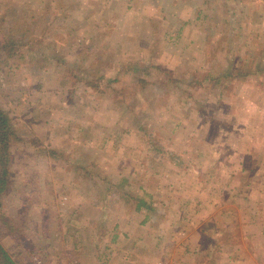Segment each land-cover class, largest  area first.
Segmentation results:
<instances>
[{"label":"rangeland","instance_id":"obj_1","mask_svg":"<svg viewBox=\"0 0 264 264\" xmlns=\"http://www.w3.org/2000/svg\"><path fill=\"white\" fill-rule=\"evenodd\" d=\"M0 108L16 129L0 244L16 264H109L133 251L129 236L110 240L142 219L140 200L152 222L176 227L151 230L160 250L129 255L264 264V0H0ZM240 134L255 143L243 157L246 226L216 233L214 191L189 165L211 171L212 148L237 167ZM181 204L195 223L187 231ZM231 207L246 203L218 215ZM85 251L94 263L73 259Z\"/></svg>","mask_w":264,"mask_h":264},{"label":"crops","instance_id":"obj_2","mask_svg":"<svg viewBox=\"0 0 264 264\" xmlns=\"http://www.w3.org/2000/svg\"><path fill=\"white\" fill-rule=\"evenodd\" d=\"M242 136V137H241ZM233 143H229L230 146L232 147L235 155L236 152L241 150L242 153V157L241 159H238L237 161V167L233 164L234 160H231L230 162L226 163L223 162V159L225 161V158L221 157L218 152V150H213L212 148H210L208 150V156L211 160V165H210V169L211 171L208 172H202V168L200 167V165L196 164H191L189 165V168L191 169V171L194 174V180H202L204 182V186H206V188L211 189V191H214V223L217 224L216 219L219 218V216L223 217V224H222V228L220 230H216V233H226L227 235H229V232H231L234 228H236V226L238 225L240 227V225L242 226H246V224H242L243 220H241L242 218H244L246 216V214L244 212H247V210L249 209V203L251 201V194H249L248 189L251 188V180L250 177H245V175H250L246 169H245V161H243V157L247 160L249 157H252V150H253V141L250 140V137H248L246 134H240L238 136V140L236 141H232ZM255 144V143H254ZM241 146H243V149H241ZM214 159V161H212ZM234 159V158H232ZM244 159V160H245ZM214 162V172L212 171V163ZM183 164V162H181ZM181 163L179 166H181ZM220 163H223L224 165L220 167ZM198 168V169H196ZM264 168V166H263ZM188 169V168H187ZM187 169H185L184 171H186ZM196 169V170H195ZM195 170V171H193ZM177 172V171H176ZM190 172V171H189ZM241 172V174L239 173ZM247 172V173H246ZM185 174V172H181L179 173V178L181 181V186L182 188L185 187L186 183L184 182L183 179V175ZM238 175H242L243 179L245 178L243 185H242V189H236L234 191L233 185L235 183V180L238 178L236 176ZM225 178H223V177ZM262 177H260L261 179ZM259 179V180H260ZM183 181V182H182ZM233 184V185H231ZM195 185V184H194ZM198 186V184H197ZM211 186H213V188H211ZM202 187V186H201ZM223 195V196H222ZM233 202V201H242L244 203H246V209H243V211L241 212L238 208H228L225 210H220V214L218 215L217 213V208H219V206L222 203H229V202ZM137 206V205H136ZM185 205H182L178 207V214H177V221L178 223L181 222L183 225L187 226V228L183 227L182 229L186 230L189 228H194L195 227V223H193V218H191V216L188 217L185 216V214H187L186 210L184 209ZM145 210V211H144ZM151 206L149 205V203L146 205V207H141L139 210H136V207L134 209V214L135 215H139V214H143V212H145V214H143L142 219H140L138 221V223L135 225V223H133V219H129V220H125L126 223L130 224V229L129 230H123L121 227V234L120 232H118L117 234H114L110 240V242L114 243V241L117 240V244L118 241H121V238H126L127 236L130 237V242H129V247L130 249L133 248V252H138L143 250V252L148 255L150 250H154V249H159L160 247L158 246V244H152L150 243V239L151 237H149V235L152 234V231L155 230L156 227H158V230L160 231L159 233H161L160 235L164 236V233L168 231L167 228L172 229L173 227H176V222L174 221L171 225H169L166 228H162L165 227L164 224L159 226V223H154L152 222L151 218H150V214L149 211H151ZM197 210H194V214L196 213ZM251 221L254 222L255 215L252 214L250 215ZM259 217V216H258ZM258 221V223H257ZM257 221H255V223H257L259 229H260V234H264V223H262V221L260 219H258ZM226 222V224H225ZM252 222L248 221L249 226L252 224ZM118 223L120 224V222L118 221ZM260 224V226H259ZM120 228L119 226L115 225L112 230H116ZM161 228V229H159ZM77 230V228H76ZM152 230V231H151ZM183 230V231H184ZM196 230L200 233H205L206 231L204 229H197ZM244 230V229H243ZM52 231H58L56 228H52ZM222 231V232H221ZM241 231V230H240ZM129 232V233H128ZM229 237V236H228ZM227 237V238H228ZM160 241V240H159ZM63 242L62 245V249H65L67 251H70L68 249H70V247H68L70 244L69 242ZM46 245V244H44ZM164 247V246H162ZM240 247V246H239ZM232 249L236 250V248H238V246L236 247L233 246L231 247ZM136 249V250H135ZM79 251V250H78ZM76 251V252H78ZM163 251V248L162 250ZM71 252V251H70ZM76 252H72L73 256H75L73 259L80 258V262L85 263V262H92L95 260H92V255H90L92 258H89V256L87 255L86 251L77 255ZM129 252H124L121 253L120 255H116L114 258L108 260L109 264H112L113 262H116L117 264H148L149 261L145 260L144 258H139V253L135 256V255H129ZM62 256V255H61ZM108 257H106L107 259ZM148 258V257H147ZM59 260V259H58ZM100 259H98L99 261ZM131 260V261H130ZM97 261V263H98ZM96 263V264H97ZM56 264H62L61 261H57Z\"/></svg>","mask_w":264,"mask_h":264},{"label":"trees","instance_id":"obj_3","mask_svg":"<svg viewBox=\"0 0 264 264\" xmlns=\"http://www.w3.org/2000/svg\"><path fill=\"white\" fill-rule=\"evenodd\" d=\"M230 75H227L229 77ZM16 139V129L9 117V114L0 108V197L9 186V164L11 156L9 146ZM18 140V138H17ZM51 155L54 152L51 151ZM146 203L140 200L136 210L146 207ZM0 264H16L9 253L0 244Z\"/></svg>","mask_w":264,"mask_h":264}]
</instances>
